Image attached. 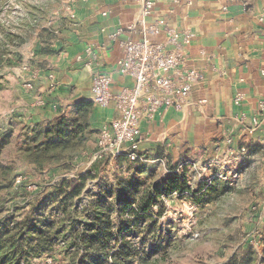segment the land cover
<instances>
[{"label": "crops", "instance_id": "1", "mask_svg": "<svg viewBox=\"0 0 264 264\" xmlns=\"http://www.w3.org/2000/svg\"><path fill=\"white\" fill-rule=\"evenodd\" d=\"M154 1L156 6L147 23L163 17L178 31L189 32L185 51L190 65L202 72L203 79L192 89L187 108L162 111L153 121H142L140 154L156 160L161 156L171 166L178 162L176 169L190 165L195 170L198 164L220 158L224 163L228 159L242 161V156L233 157L226 149L216 152V145L228 137L234 150L243 142L250 146V160L261 157L264 161V0H193L191 7H176L174 0ZM74 10V19L65 14L53 22L54 37L46 45L29 49L30 58L41 70L34 91H45L52 78L58 85L56 93L45 95L43 107L32 108L33 93L21 86L28 94L14 101L27 109L17 113L11 124L42 123L77 99L91 101L96 72L111 75L113 93L134 85L131 78L119 72L121 41L141 39V29L136 25L115 42L109 35L135 23L138 0H83L74 5ZM87 47L98 53V61L90 67L76 60ZM239 93L243 100L238 106L234 99ZM94 110L93 120L99 130L120 116L113 105H94ZM254 119L260 125L249 135Z\"/></svg>", "mask_w": 264, "mask_h": 264}, {"label": "rangeland", "instance_id": "2", "mask_svg": "<svg viewBox=\"0 0 264 264\" xmlns=\"http://www.w3.org/2000/svg\"><path fill=\"white\" fill-rule=\"evenodd\" d=\"M67 1L0 0V131L12 127L17 134L24 125L11 124L17 113L27 109L23 104L17 106L14 101L20 95L28 94L22 90L23 74L19 68L23 64L38 67L29 56V49L37 48V45L42 47L54 37L51 28L67 14ZM98 139L99 133L90 140L91 146L87 144L72 153V159L63 157L60 165L37 170L20 164L17 173L27 179L26 185H30L28 194L22 197L0 192V222L9 219L11 214L20 216L22 208L33 200L29 193L85 175L87 180L81 193L74 197L69 191L66 194L67 206L72 211L67 218V226L71 227L67 236L72 233L73 225L95 219V204L103 208L114 226L115 241H118L105 264H221L244 241H251L257 252L263 250L264 161L261 157L242 161L228 159L225 163L220 158L216 163L198 164L196 170H185L186 166L176 169L178 162L171 166L167 161L164 166L154 156L145 163L112 160L110 157L107 163H92L91 154L96 150ZM4 157L10 159L9 150ZM245 161L252 162L244 166L246 170L240 176L236 171ZM205 165L206 169H201ZM184 173L190 190L172 193L151 220H142L133 226L122 219L120 208L125 201H119L120 187L130 185L126 187L132 193L130 198L133 193L141 197L146 190L163 184L169 177ZM215 174L227 184L225 187L230 192L218 199H215V192L211 201L205 196L203 199L208 202L199 206L195 202L199 180H209ZM42 207L49 215H60L56 208L49 211V206ZM64 251L62 244L55 245L52 252L32 257L22 264H70L71 253Z\"/></svg>", "mask_w": 264, "mask_h": 264}, {"label": "trees", "instance_id": "3", "mask_svg": "<svg viewBox=\"0 0 264 264\" xmlns=\"http://www.w3.org/2000/svg\"><path fill=\"white\" fill-rule=\"evenodd\" d=\"M94 111L92 101L77 99L67 107L61 108L51 120L23 125L17 134L12 127L0 131V192L6 191L25 197L30 186L26 185L27 179L23 180L17 189L14 188L16 179L22 177L17 173L20 164L44 170L52 165H60L63 157L72 159V153L85 148L88 141L100 133L94 124ZM246 148L249 150L250 146L246 145ZM8 150L11 157L7 160L4 159V155ZM159 159L165 158L160 156ZM117 160L147 162L130 161L127 157ZM108 161L109 157L100 162ZM251 162H243L236 174L243 175L246 170L244 166ZM189 166H186L185 170ZM86 177L81 175L73 181L62 180L52 183L48 189L41 187L38 191L29 193L33 200L22 208L21 215L16 217L11 214L9 219L0 222V264H22L32 257L52 252L55 245L61 244L65 247L66 254L71 253L70 264H105L118 241H115L114 226L103 208L100 209L95 204V219L84 220L78 226L73 225L72 233L67 236L71 228L67 226V218L72 211L67 206L66 194L69 191L71 197L78 196L86 183ZM187 182L186 173L182 176L174 175L163 184L155 185L150 191L146 190L147 193L143 196L138 197L137 193L136 197V193H133L131 198V191L126 189L130 185L120 187L119 201H125V205L120 208V216L122 219L125 218L128 225L133 226H137L142 220H151L160 210V206L165 205L164 198H171L174 192L190 190ZM225 185L227 186L221 182L217 174L209 180H199L195 202L203 206L208 202L203 199L205 196L211 201L213 198L211 196L215 192V199L226 195L230 190ZM43 205L49 206V211L56 208L60 215L54 217L52 213L51 215L45 213ZM154 207L157 210L155 212ZM108 209L111 210L112 207ZM262 245L263 250L257 252L251 241H244L221 264H264V241Z\"/></svg>", "mask_w": 264, "mask_h": 264}, {"label": "built area", "instance_id": "4", "mask_svg": "<svg viewBox=\"0 0 264 264\" xmlns=\"http://www.w3.org/2000/svg\"><path fill=\"white\" fill-rule=\"evenodd\" d=\"M80 1L83 0L67 1L66 12L71 19L75 18L74 5ZM138 2L140 10L135 23L109 35V39L115 42L124 32H132L136 25L140 27L141 39L121 41L123 58L119 63V72L131 78L134 85L113 93L111 75L96 72L92 77L93 104L100 107L113 105L120 113L119 118L101 127L96 150L91 154L92 163L103 161L107 157L112 160L127 157L130 161H148L147 156L140 154L144 139L141 132L142 121H153L162 111L171 109L181 111L187 108L192 89L203 79L202 72L190 65L189 55L185 51V46L191 38L190 33L178 31L163 17H158L148 24L147 18L152 15L156 2L154 0H138ZM173 3L176 7H191L193 0H174ZM170 13H174V9H171ZM159 37L162 38L161 41L154 40ZM31 57H34L33 53ZM76 60L84 63L85 67H90L98 61V53L87 47L83 55H79ZM20 72L23 74L20 81L22 87L26 92L33 93L30 106L43 107L46 103L45 95H54L58 85L50 78L45 91L35 92L34 82L40 76V68L23 64ZM242 100V94L239 93L234 103L239 106ZM54 108L57 109V106L55 105ZM259 125V120L254 119L253 126L248 130L249 135H253ZM223 149L233 157L242 156L243 160H250L249 151L243 142H240L237 150H234L232 139L226 137L216 145V152L219 153ZM156 161L164 166L167 163L165 159ZM212 162L216 163V160ZM205 167L206 165L201 169H206ZM23 180L25 178L18 177L14 188L17 189ZM168 200L164 198V202L167 203ZM153 210L155 211L156 207Z\"/></svg>", "mask_w": 264, "mask_h": 264}]
</instances>
